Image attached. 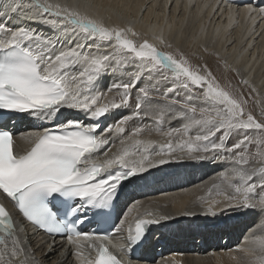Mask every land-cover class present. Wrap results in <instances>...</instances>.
<instances>
[{"label":"snow or ice","instance_id":"snow-or-ice-1","mask_svg":"<svg viewBox=\"0 0 264 264\" xmlns=\"http://www.w3.org/2000/svg\"><path fill=\"white\" fill-rule=\"evenodd\" d=\"M2 7L0 110L28 114L53 126L25 137L28 147L23 152L17 150L11 131L0 130V197L13 203L22 218L37 230L66 237L67 248L61 256H66L71 248L79 264H85L87 246L95 255H90L86 264H123L109 250L111 246L123 251L122 245L109 238L111 233L81 231L79 226L88 220L86 211L108 208L125 180L178 159H210L229 165L213 185L216 194L224 198V208L212 199L207 204L208 212L216 214L228 207L264 212V195L258 192L264 191V119L258 120L246 111L247 101L221 87L206 66L202 75L191 68L182 52H162L148 38L138 39L139 33L131 27L105 25L102 20L49 0H5ZM21 10L24 19L48 26L56 39L44 36L30 24L12 25L11 16ZM254 11L264 18V8L256 9L250 4L245 7L249 16ZM60 34H71L77 43L57 48ZM157 40L160 45L165 43L163 37ZM127 67L133 68L127 82L114 83L107 91L98 90L105 76L123 74ZM145 75L150 79L141 86ZM157 75L159 81L151 79ZM162 81H171V85L161 90L158 84ZM178 88L186 90L187 99L171 96ZM196 88L202 89L199 95ZM113 91L119 95V103L108 97ZM133 93V111L97 135L101 128L99 119L112 109L132 107ZM195 100L205 106L198 107ZM64 109L82 112L96 122L61 120ZM137 118H150L152 125L133 128L121 139L117 152H105L104 159H98L111 142L107 134L113 138L123 136L128 123ZM176 119L184 120V125L164 132L170 139L153 156L151 150L156 142L139 137L151 131L152 126L160 132L166 123ZM249 131L260 135L252 139L247 135ZM233 134L242 135L227 145L225 138ZM173 137H179L175 144ZM250 145L257 147L255 154L249 151ZM178 151L180 156L176 155ZM165 154L169 159L164 158ZM53 201L63 216L51 207ZM140 215L136 202L115 229L120 232L126 223L129 225V247L142 242L149 225L169 219L150 211L143 215L156 218L141 219ZM258 230L264 232V227ZM55 248L53 239L46 256L53 254ZM237 251L243 254L244 264H264V234L250 233ZM28 253L6 205L0 202V264H33Z\"/></svg>","mask_w":264,"mask_h":264},{"label":"bare ground","instance_id":"bare-ground-1","mask_svg":"<svg viewBox=\"0 0 264 264\" xmlns=\"http://www.w3.org/2000/svg\"><path fill=\"white\" fill-rule=\"evenodd\" d=\"M4 2L5 0H0V11H3ZM49 2L67 6L77 10L82 15L102 20L105 25L131 27L139 33L138 39L148 38L151 42L156 43L158 48L159 46H167L166 42H170L173 47H181L182 40L184 41L182 47L185 52L195 54L194 56L197 53V56L204 58L205 48L211 47L209 48L210 57L213 55L215 58L223 59L227 64L222 67L223 72L228 73V75L232 74L231 77L234 82H241L243 87H248L249 90L254 91L257 94V99L264 105V18L255 11L250 16L245 12V7L249 4L256 9L264 8V0H251L240 4H232L227 0H155L159 3V9L148 8L146 13H141L145 4L144 0H133L131 4L128 0H49ZM125 9H130V13H124ZM24 15L23 10L12 15L11 24H30L44 36L56 39V34L48 26L43 23L31 24L30 21L24 19ZM5 19L8 17L6 16ZM185 29L190 30L189 34L184 33ZM183 34L186 36L184 39H182ZM158 37H163L165 41L163 45L159 44ZM76 43L77 38L71 34H60L57 48H67ZM193 47L196 48L192 52ZM215 65L220 68V64L216 63ZM78 70L75 69L74 71ZM130 70V73H126V71L123 74L105 76L99 82L98 90L107 91L110 83H119L128 78L132 73L131 67ZM145 79L149 80L150 78L146 75ZM151 79L159 81L160 78ZM141 82L143 83V79ZM163 83L158 84L161 90ZM113 92L108 93V97L115 100L118 94ZM133 108L134 106L132 110ZM120 113L121 109H112L100 118L101 128L96 134L100 135L110 124L118 121L123 116ZM65 118L79 119L85 123L96 122L74 109L62 110L60 119ZM146 119L137 118L130 121L126 133L119 138H113L107 134L111 142L101 150L97 158L103 160L105 152L110 154L117 152L120 148L121 139L131 133L133 128L143 125L151 126L150 118ZM176 120L166 123L160 132H157L152 126L151 131H145L139 137L143 140L156 142L151 150L153 156L160 152V145L167 143L170 139L163 135L166 132L163 130L182 128V126L172 128ZM0 121H3L0 124L1 127L9 129L13 133L17 150L21 152L28 147L25 137L32 132L43 130V127L53 126L48 121H39L22 113L0 117ZM195 134L193 131L192 135ZM171 139L175 144L179 137ZM230 140L227 141V145H229L228 142H231ZM176 155L180 156L181 153L178 151ZM164 158L169 159L167 154L164 155ZM218 168L225 171L229 165L210 159L200 161L184 158L153 167L138 176H134V181L130 180L131 182L129 181L122 188L114 204L113 214L109 216L114 222L111 237L117 239L120 245L124 246L123 250L125 248L128 250L135 264H244L243 254L237 249L244 245L250 233L264 234L262 231L260 233L257 231L258 224L259 228L264 226V222L261 223L264 212L259 209L245 210L235 207L217 211L216 214L208 212L207 204L212 199L219 201L220 208H224L223 196L217 195L213 188V185L219 182L216 179L220 173H216ZM204 172L205 176L209 177L210 175L211 177L199 181ZM0 202L6 205L7 210L15 220V229L29 249L28 255L33 264H79L71 248L67 249L66 256L60 255L67 248L66 239L49 236L34 229L25 223L13 203L4 200L3 197H0ZM136 202H139L140 205L141 219L156 217L155 215L153 217L143 215L147 211L166 215L169 219L165 220L166 223L162 226L157 223L149 225L151 229L157 228L154 236L151 231L149 237L147 239L144 237L138 246L129 247L127 240L129 225L126 223L120 232H116L115 229L120 221L125 218L128 208ZM98 210L100 209L87 210L85 214L88 216V220L95 216L94 213H100ZM117 211H119V217ZM243 212L247 213L245 218L249 219L248 221L240 216ZM188 213L192 214L189 215ZM114 214H117L116 217L113 216ZM203 218L211 219L213 226L207 225V221L202 220ZM256 218L257 223L255 224ZM20 222L21 224H19ZM22 225L24 229L21 228ZM246 225L247 229H241ZM132 227L134 228V223ZM228 233L232 237L230 243H226V240H224L225 244L215 241L211 244L212 248L207 250L204 246L197 245L191 237L194 234L206 239L222 235V239ZM53 239L56 244L55 251L46 256ZM117 249L121 250L119 247ZM90 255L94 256L95 254L89 252L88 247L85 246V258L87 259ZM234 257L236 258L234 259Z\"/></svg>","mask_w":264,"mask_h":264},{"label":"rangeland","instance_id":"rangeland-1","mask_svg":"<svg viewBox=\"0 0 264 264\" xmlns=\"http://www.w3.org/2000/svg\"><path fill=\"white\" fill-rule=\"evenodd\" d=\"M128 1H129V4H131L133 2V0H128ZM144 2H145V4H144V7H142V9H141V13H143V12L146 13L147 9L148 8H152V7L154 9L156 8L157 10L159 9V3L158 2H155V0H144ZM124 13H130V9H125L124 10ZM189 32H190V30H186V29L184 30V33H186V35L189 34ZM185 37L186 36L183 34L182 35V39H184ZM166 40H167V38H166ZM181 42H182L181 47H178V46L173 47L170 44V42H166L168 45H171V47H168V45L167 46H161V47L159 46V50L162 51V52L173 53V54L174 53H177V52H182L185 55V57L189 60L191 68L194 69V70L200 71L202 75L204 74V71L203 70H204V68L206 66L207 67V70H210L211 71L212 75L215 77L216 81L221 85V87L225 88V90L229 91L233 96L239 97V98L247 101V103H246V111H251L258 120L264 119V116H262V113H264V105L262 104L261 101H259L257 99V94L254 93V91H252L251 89L249 90L248 87H243L244 86L243 83L240 82L241 83L240 84L239 82H234L232 80V77H231L232 74L228 75V73L223 72V70H222L223 68L222 67H225L227 64L223 61V59L215 58V56H213V55H211L212 58L210 57V49L209 48H211V47H206L205 46L208 50L205 48V53H204L205 57L202 58L201 56H197V53H196V56H194L195 54L192 55L191 53L185 52L183 50V47H182L184 45L183 44L184 41L181 40ZM178 44H180V43H178ZM195 48L196 47H193L192 48V52H193V50H195ZM216 63L217 64H220V68L215 65ZM127 69L128 70H127L126 73H130L131 72L130 67H127ZM132 71H133V68H132ZM145 76L143 78V83L140 82L141 86L146 81H148V80L145 79ZM158 77L159 76L157 75V76H154L152 78L159 79ZM127 79L128 78L124 79L121 82H127ZM162 82H164L163 83L162 90L166 89V87H168V86L171 85V81H162ZM111 85H112V83H110L108 86L110 87ZM194 91L196 92L197 95H199V92L202 91V89L196 88V89H194ZM113 93H117V92L114 91ZM171 96L173 98H178L180 100L187 99L186 90L183 89V88H178L177 91H175V92H173L171 94ZM119 100H120V97H119V95H117V97H115V101L117 103H119ZM134 102H135V94H133V101L131 102L132 103V107L135 104ZM194 103L198 107L205 106L199 100H195ZM132 107L121 106L119 108V109H121L120 115H128V114H130L133 111L132 110ZM143 119L147 120L146 118H143ZM179 120L180 119L176 120L177 122L175 121L174 125H172V128H178V127H181V126L184 125L185 122L183 120H180V121ZM163 131H166L167 132L168 130H163ZM241 135L242 134H233V135H230L229 137L225 138V143H227V141L229 139H231L230 140L231 142H228V144L231 145L232 143H235L238 139H240L241 138ZM247 135L250 138L255 139L260 134L254 132V131H249L247 133ZM216 142H218V143L220 142L218 138H217V141ZM250 148H252V149H250ZM256 148L257 147L255 145H253V146L250 145L249 146V149H250L249 151L251 153L253 152V154H255L257 152V151H255ZM262 150H264V149H262ZM258 159H259V157L256 158V160H258ZM256 160L253 161L254 164L256 163ZM220 165H222V164H220ZM222 170L223 169H219L218 168V170L216 171V173L217 172H221ZM209 177H211V176L209 175ZM209 177L208 176H205V172H204L203 175L200 177V180L199 181L207 180ZM131 181H134V179L131 180ZM254 182H258V180L254 181ZM258 192L260 193V195H264V191L258 190ZM117 212H118V217H119V211H117ZM246 214L247 213H244L243 212V213H241L240 216L243 217V219H245V220L248 221L249 219H246L245 218V215ZM202 220L207 221V225L213 226V225H211V223H212V220L211 219L203 218ZM263 222H264V217H262L261 223H263ZM254 223L255 224L257 223V218H256V221ZM248 224H249V222L247 223V225ZM247 225L245 227H242L241 229H247ZM261 227H264V226H260V228ZM260 228H259V224H258V229H260ZM155 229L156 228H154V230ZM258 229H257V231L260 233L261 231H259ZM191 237H192V239L194 240V242L197 245L204 246L205 250L211 249L212 248L211 247V244L213 242H215V241H220L222 244H225L224 240H226V243H230V241L232 240V237L230 236L229 233L226 234V236H224V238H222V239H221L222 235H217L215 238H206V239H202V237H200L198 235H194V234H192ZM222 248H224V247L222 246Z\"/></svg>","mask_w":264,"mask_h":264},{"label":"clouds","instance_id":"clouds-1","mask_svg":"<svg viewBox=\"0 0 264 264\" xmlns=\"http://www.w3.org/2000/svg\"><path fill=\"white\" fill-rule=\"evenodd\" d=\"M155 218H156V217H155ZM153 219H154V218H153ZM164 223H166L165 220H164V221H161L160 223H157V224H158L159 226H162ZM165 225H166V224H165ZM165 225H164V226H165ZM154 228H155V227H154ZM156 230H157V228H156L155 230L153 229V234H155ZM111 238H112V237H111ZM114 239H115V238H114ZM117 241H118V240H117ZM118 242H119V241H118ZM119 243H120V242H119ZM123 247H124V246H123ZM125 249H126V248H125ZM126 250H127V249H126ZM127 251H128V250H127ZM123 252H125V251H123ZM133 261H134V260H133Z\"/></svg>","mask_w":264,"mask_h":264}]
</instances>
